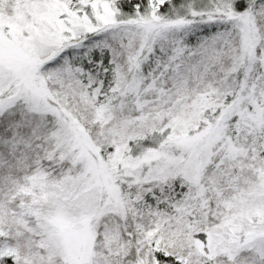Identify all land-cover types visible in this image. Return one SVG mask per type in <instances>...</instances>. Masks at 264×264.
<instances>
[{"label":"snow or ice","instance_id":"snow-or-ice-1","mask_svg":"<svg viewBox=\"0 0 264 264\" xmlns=\"http://www.w3.org/2000/svg\"><path fill=\"white\" fill-rule=\"evenodd\" d=\"M0 264H264V0H0Z\"/></svg>","mask_w":264,"mask_h":264}]
</instances>
